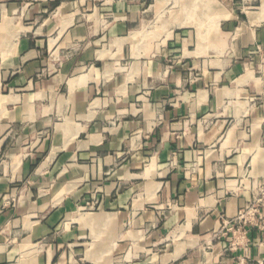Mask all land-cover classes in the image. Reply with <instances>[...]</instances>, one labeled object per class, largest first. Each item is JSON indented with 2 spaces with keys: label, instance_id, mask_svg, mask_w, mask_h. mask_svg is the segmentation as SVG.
<instances>
[{
  "label": "crops",
  "instance_id": "0c3cea01",
  "mask_svg": "<svg viewBox=\"0 0 264 264\" xmlns=\"http://www.w3.org/2000/svg\"><path fill=\"white\" fill-rule=\"evenodd\" d=\"M200 5L137 41L170 0H0V264L264 263L214 236L264 178V0Z\"/></svg>",
  "mask_w": 264,
  "mask_h": 264
},
{
  "label": "built area",
  "instance_id": "2783aa9c",
  "mask_svg": "<svg viewBox=\"0 0 264 264\" xmlns=\"http://www.w3.org/2000/svg\"><path fill=\"white\" fill-rule=\"evenodd\" d=\"M251 199L233 216L221 214V225L215 231L216 238H225L229 250L246 247L250 242L249 231L259 228L264 232V178L254 180L248 187ZM258 264H264L259 261Z\"/></svg>",
  "mask_w": 264,
  "mask_h": 264
},
{
  "label": "rangeland",
  "instance_id": "374dc122",
  "mask_svg": "<svg viewBox=\"0 0 264 264\" xmlns=\"http://www.w3.org/2000/svg\"><path fill=\"white\" fill-rule=\"evenodd\" d=\"M196 0H170V13H163L160 9H158V16L152 22H149V27L143 29V32L146 34V37H139L137 41H143L155 39L153 37L155 34L161 31L162 26L169 27V25L176 24V17L178 14H183L185 17V21L183 23L184 26H198L200 30H215L216 21L219 17L218 12L213 14L205 15L202 19L198 20V16L200 18V13L203 12L204 5L195 6ZM173 5V6H172ZM196 14H199L198 16ZM164 18V19H163ZM149 36H148V35ZM148 36V37H147Z\"/></svg>",
  "mask_w": 264,
  "mask_h": 264
}]
</instances>
